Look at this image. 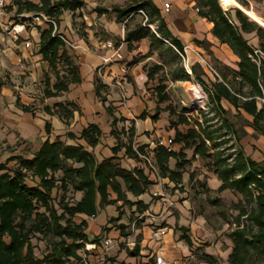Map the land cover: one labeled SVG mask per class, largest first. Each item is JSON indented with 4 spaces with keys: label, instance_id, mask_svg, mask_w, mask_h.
<instances>
[{
    "label": "trees",
    "instance_id": "16d2710c",
    "mask_svg": "<svg viewBox=\"0 0 264 264\" xmlns=\"http://www.w3.org/2000/svg\"><path fill=\"white\" fill-rule=\"evenodd\" d=\"M236 2L245 10H250L246 0ZM15 4L16 17L21 23H27V28L30 27V18L24 15L40 12L56 23V29L52 24L36 27L39 33L38 54L48 66L42 80L44 99L60 97L69 92L72 85L81 84L80 66L70 56L58 26L63 13L76 12L84 5L83 0H16ZM195 9L199 10L200 17L213 24L212 35L221 44L227 45L237 57L238 69L233 70L218 63L223 72L218 77L214 76L215 81L209 82V75L196 62L191 67V75L179 68L172 74L171 81L193 79L203 86L213 112L222 114V124L214 127L207 121L204 124L198 119L191 120L185 113L176 114L168 105L164 110L176 115V120L170 121V128L174 131L171 142L180 146L178 151L160 144V141L153 147L149 144L136 146L133 122L126 131L120 130L122 134L126 132L125 141L122 142L115 127L119 121L127 119L116 117L115 110L107 105L109 87L100 77L94 76L95 96L111 119L109 134L115 140V145L109 148L111 155L98 157L94 153L93 149L102 143L104 133L98 125L89 124L79 136L72 132L66 134L70 140L84 141L86 148L78 143L67 145L59 138L53 142L46 140L32 158L13 156L0 164V264H73L80 259L86 244H99L102 239L89 238L88 222L86 219L78 221L80 216L95 218L101 210L120 202L122 205L137 206L144 213L148 206L141 200H131V197L138 199L147 194L154 182L144 167L123 166L118 159L121 151H124L125 158L142 162L146 169L153 170L158 178L167 180L177 190L183 189L186 167L191 162L186 151H191L192 159L204 161L206 170L219 181V187L213 190L207 182L199 180L197 188L202 189L207 202L219 210L226 223L234 225L229 233L231 251L228 263L264 264V161L253 159L241 148L230 152V147H224L228 142L227 132L238 142L248 135L246 128L264 137V103L259 100L264 98V27L236 6L234 12L225 10L220 0H197ZM113 11L117 23L133 19L140 11L144 13V24L136 23L132 27L125 24L123 43L129 49L147 38L150 52L154 46L167 40L171 43L169 51L175 48L184 54L183 44L173 36L153 0H133L125 7L115 6ZM150 26L154 27L155 32L150 31ZM246 34L256 36L259 48L250 44ZM256 50L263 56L257 57ZM140 61L134 60L132 63ZM163 69V63L153 65L151 69L143 66L148 83L157 81L153 89L157 107L155 114L150 116L153 122L162 111L159 105L171 101L166 92L167 76L164 74L156 78ZM222 100L232 105L235 114H228L221 105ZM18 106L23 112L35 116L34 108L19 102ZM43 112L56 116L65 126H70L75 113H81L74 102L47 105L43 107ZM231 116L239 118V124L232 121ZM147 117L148 114L143 112L138 119L145 120ZM180 126L186 127V130L181 131ZM45 131L47 134L51 132L49 122L45 124ZM144 157L151 161L152 166ZM10 162H13V166H9ZM29 179L34 184H30ZM226 191L240 197L237 203L230 206L237 211L232 222L223 212L226 204L220 198L210 196L211 192ZM121 215L122 212L119 218L111 221H120ZM118 229L120 235H127L124 224H119ZM178 232L181 233L178 239L195 254L196 261L218 264V258L214 255L205 251L194 252L195 244L189 229L176 223L174 233ZM36 235L48 239L47 251L42 257L36 256L34 251L32 241ZM140 247L138 239L134 248L126 249V252L130 257H139Z\"/></svg>",
    "mask_w": 264,
    "mask_h": 264
},
{
    "label": "rangeland",
    "instance_id": "374dc122",
    "mask_svg": "<svg viewBox=\"0 0 264 264\" xmlns=\"http://www.w3.org/2000/svg\"><path fill=\"white\" fill-rule=\"evenodd\" d=\"M16 0H11L8 6L4 10V14L0 18V62H9V57L18 55L15 50H18L17 46L24 44L25 39L28 38L27 34L22 35V39L18 42H14L9 35V30L12 25L21 23L16 17ZM38 1V0H34ZM55 1V0H53ZM249 4V9L254 12L257 16L264 19V0H246ZM84 5L82 8L76 12H64L60 18V25L58 26L59 33L63 34L69 42L74 45L80 46L78 49H74L67 46L70 56L73 58L74 62L80 66L82 75V84L73 86L63 99H68L69 101L77 102L80 107L79 115L82 116L89 122L98 124L100 129L105 132L103 136V141L100 145L98 151L99 156L111 155L108 146L115 145V140L110 136V123L111 119L107 117L105 108H102V104L95 98V92L93 88L94 76L99 75V67L103 65L102 57L108 55L106 50H108V43L111 42L116 46H120L123 43L125 36V24H129L131 27L136 23H145V17L142 13L138 12L133 16L131 20H125L123 23H117L116 15L113 11L115 6L125 7L131 4L133 0H83ZM197 3V0H195ZM221 2V1H220ZM175 4H172V12L175 11ZM225 10H232L234 12L235 6H222ZM199 14V13H198ZM30 30L39 26L30 19ZM45 26V25H41ZM151 32H155L154 27H150ZM250 44L254 47H258V39L254 34H246ZM28 41H32L30 36ZM167 41V40H166ZM163 40V44H157L149 50V40L146 38L144 41L137 45L139 53L135 55L133 60H143L141 64L142 67L146 66L151 69L153 65L163 63V72H160L156 78H161L164 74L166 77V92L170 95L171 101L162 104L163 107L170 105L172 109L179 113H185L191 120L198 119L200 122L215 126H220L222 124V114L220 112H213V107L210 104L208 95L205 92L203 86H201V102L195 101L192 97V91L190 90L191 84L196 82L191 79L190 81H171L172 74L179 68H185V61L182 56L176 52L174 49L169 51L171 46L170 41L166 42ZM128 46L124 50V56L127 52ZM13 53V55H12ZM15 54V55H14ZM141 54H145L141 56ZM121 60L123 63L127 62V58ZM194 56V57H193ZM145 57V58H144ZM176 57V59H175ZM190 60V64L193 65L197 62L198 56L195 52H190L189 55L185 56ZM193 57V59H192ZM207 60L216 70V72L221 75L223 70L222 67L216 63L212 58L203 57ZM196 60V61H194ZM9 74L10 72L7 71ZM7 73V74H8ZM9 78V77H8ZM10 79V78H9ZM208 81H212L209 76ZM148 90H153L157 85V81H151L148 83ZM43 81L38 85L39 92L37 96L40 95L41 89L43 90ZM31 92V91H28ZM109 92V91H108ZM105 94V92H103ZM153 96L155 97L154 93ZM111 99H116L119 104L123 105V99L120 93L116 92L112 94ZM58 101H62L59 99ZM40 105L42 102H39ZM38 103V104H39ZM37 104V105H38ZM107 105H110L114 110L116 117L118 119L125 118L127 121H119L115 127L118 133H120V140L125 141L126 132L122 134V131H126L131 126V122L134 123L136 127L137 121L140 122L142 133L141 141L135 143L136 146L141 144H149L146 142V137L151 140L154 144L161 140L167 141L169 138H173L174 131L170 128V121L176 120V115H170V112L163 110L160 112L159 118L154 122L157 123L153 130H150V125L152 120L149 115V111L143 110L142 112L136 113L132 108L125 107L123 105V110L121 113L118 110V106L114 102L109 101ZM43 106V105H42ZM12 110V109H11ZM5 115L12 116L20 119L11 114L9 108L5 111ZM98 112L103 113L98 115ZM146 112L150 120L143 125L142 120L138 117ZM153 115L155 114V109L152 110ZM124 114L126 117L122 116ZM232 117V116H231ZM109 118V120H108ZM232 121L239 124V118H231ZM144 121V120H143ZM242 123V120H241ZM3 126V125H2ZM2 126H0L2 128ZM7 126V125H6ZM146 126H149V131H145ZM45 121L38 119L32 122L20 121L19 132L22 133V138L33 139L38 135L41 128L44 129ZM54 134L62 133V125L57 119H53ZM80 127V126H79ZM181 131H185L186 127L180 126ZM224 132V131H222ZM226 138L228 142L224 144V147H230V152L238 151L241 149L245 150V153L251 156L253 159L258 161H264V137L258 136L255 133L248 134L240 142L236 141L233 135L229 132L226 133ZM175 150H179V146L174 147ZM26 149L23 148L22 151ZM187 158L190 159V164L186 167V173L184 175V187L182 190H177L174 188L173 184H168L162 179L158 178L157 174L153 170H148L144 164L128 160L124 156V151H121L118 156L119 160L123 166L127 168H133V166L144 167L148 176L153 180L154 185L150 188L147 194L144 196L148 203L149 209L144 213L140 211L137 206L122 205L118 203L115 206L106 207L104 211L101 212L95 220L91 221V226L89 233L92 230L101 231L99 238L107 236L113 241V248L103 257L104 259H99L97 264H163L158 261L156 255V247L150 245L149 241L143 242V230L144 223L150 220L146 226L154 227L155 223L167 225L170 222L171 227L178 225L184 226L187 229L196 224L194 234L189 229V235L194 238L197 245H194L196 251H208L211 252L216 258H218V264H229L228 263V252H230L231 240L229 238V233L234 225L231 223H226L224 217L220 215L219 210L209 204L206 200V194L201 188H197L199 180L207 182L208 186L213 190H216L219 186V181L214 178V175L207 171L205 168V162L199 159L191 158V151H186ZM23 155V154H22ZM7 160L5 161V163ZM9 166H13V162L9 163ZM30 184H34V181L29 179ZM161 190L169 199L168 203L161 202L159 197L153 195V192ZM211 198H220L226 208L223 210L229 222H232L237 214V211L231 209V204L237 203L240 197L234 195L228 191L226 192H211ZM131 200L136 201L138 199L132 198ZM161 203H159V202ZM119 209V210H118ZM122 212L120 221H111L113 219L119 218V213ZM150 215V216H149ZM156 220V221H153ZM103 222L102 225H97L94 229L91 227L97 223ZM119 224H124L126 226L125 234L126 236L120 235L118 226ZM113 233L109 237V233ZM119 234V235H118ZM180 232L176 233V238H179ZM96 237V236H93ZM140 239V256L130 257L126 249L132 250L135 246L136 241ZM201 241L198 242L197 240ZM33 245L35 248V254L38 257H42L47 251L48 239L42 237L41 235H36L33 239ZM192 260H197L194 254V259L189 257L183 258V264H191ZM198 262V261H197ZM200 263V262H198Z\"/></svg>",
    "mask_w": 264,
    "mask_h": 264
},
{
    "label": "crops",
    "instance_id": "0c3cea01",
    "mask_svg": "<svg viewBox=\"0 0 264 264\" xmlns=\"http://www.w3.org/2000/svg\"><path fill=\"white\" fill-rule=\"evenodd\" d=\"M153 2L160 9L161 15L166 21L173 36L181 41L184 48H187V55H189L190 52H195L198 58L210 57L213 60H215L216 63L226 65L233 70L238 69L237 57L232 53V51L229 49L227 45L221 44L212 35L211 30L213 24L209 23L206 19L200 17L199 14L195 11V0H153ZM173 3L175 4L176 7H175V11L171 14ZM166 8H168V11H166ZM25 33L27 34L28 38L30 36L32 37L33 42L28 41L27 40L28 38L25 39V41L30 42V46L26 47L24 44L17 46L18 48L16 49L18 50L15 51L16 53L18 52V55L12 57L10 56L9 62L7 61L5 63L0 62V126L3 125L2 128L0 127V164L5 163V161L8 158L13 156H24L26 158H32V156L41 148L42 144L46 140L53 142L59 138L60 140L64 141L67 145H76L78 143L86 148V144L84 141L70 140L66 136V134L72 132L75 135L79 136L81 130L84 127L88 126L89 124H95V123H89L82 116V114L79 115V113H75L74 119L72 120L70 126H65L56 116H50L43 112V107L47 105L52 106V104L59 102L60 103L74 102L77 104V102L69 101L68 99H63L68 92L64 93L62 96L57 98L44 99L43 90L41 89L40 95L37 96V93L39 92L38 85L41 84V81L43 80L45 73L48 72V66L46 62L42 60L41 55L38 54L37 44L39 42V33L37 29L33 28L32 30H30L29 28H27ZM143 41L144 40H142V42ZM139 43H135L132 49L127 48V52L125 56H124V50L126 49V43H122L120 46H116V48H118L119 52L121 53L122 57L124 56V58H127V62L123 63L122 61H119L105 67L102 72L101 80L103 81L104 84H106L109 87L107 99L109 101L114 102V104L118 106V110L121 113H123L122 112L123 105L125 107H129L128 105H130L129 108H132L136 113L142 112L143 110H147L149 111V115L153 116L152 110L156 109L157 102H156V98L153 96V90H148L149 88V86L147 85L148 78L146 76V73L143 71V67L141 65L143 63V60L137 63L131 62L133 57L139 53V50L136 48ZM111 53H112L111 49L106 50V54L108 55L104 57L109 56ZM144 55L145 54H141V56ZM7 71H9L10 74ZM209 76L212 78V81H215L213 75H209ZM195 84H198V86L201 89V85L199 83L196 82ZM73 86H77V85H72L70 87V90ZM93 88H94V84H93ZM116 92L121 94L122 99L124 101L123 105L122 104L118 105L119 101L116 99L110 100L112 94ZM59 99H61L62 101H58ZM96 100L98 101L97 98ZM18 102L21 105L34 108L35 116H32L30 113L23 112L21 108L18 106ZM39 102H42V104L40 105ZM221 105L225 110L228 111V114H235V109L228 101L222 100ZM159 107L162 109V113H163V110L165 109L166 106L163 107L161 104L159 105ZM7 108H9L11 114L18 117L20 121L32 122L38 119H42L45 121V124L46 122H49L51 124L50 134L46 133L44 127V129L41 128L38 135L33 139L22 138V133L19 132V130L17 129V127L19 128L20 121H18L17 118H13L11 115L10 116L5 115L6 113L5 111L7 110ZM102 108H104L103 105ZM102 114L103 113L98 112V115H102ZM122 116L126 117L124 114H122ZM53 119H57L58 121H60L62 125L61 128L62 133L60 134L53 133L54 132ZM148 120H150L149 117H147L144 121L142 120L143 125H145V123H147ZM156 124L157 123H154L152 121V124L150 125L151 127L150 130H153V128L156 127ZM143 131L141 130L140 122L137 121L136 137H135L136 143L141 141L142 138L141 135ZM145 131L146 132L149 131V126H146ZM246 131L248 132V134L253 133V131L250 128H246ZM103 133L105 135L104 131ZM171 139L172 138L167 139V141H163V140L161 141H163L165 144H168L167 142H169ZM144 143H150L151 147L154 146V143L151 142V140H149L147 137H146V142ZM100 145H98L95 149H93L94 153L98 157H99L98 151L100 149ZM112 146L113 145H110L108 146V148ZM175 146L178 145H173V144L169 145V147L172 148L173 150H175L174 148ZM23 148H25L26 150L22 151ZM104 156L108 157L110 155H104ZM213 179H215V177ZM163 181L169 184L167 180H163ZM145 195L146 194L142 195L140 198H138V200H141L146 205H148L149 202L145 200L144 197ZM104 210L105 209L101 210L97 216H99L101 212ZM95 218L80 216V219L78 220V221H80L81 219L87 220L88 222L87 233L90 239L95 238L93 236L99 237L101 235V231H99L98 229L92 230V232L89 233L91 226L90 223L92 220H95ZM148 221L150 220H147V222L144 223V227L142 228L143 230L142 241L145 243L146 241H149L150 245L156 247L155 252L158 261L162 262L163 264H183L182 260L184 257L190 256L191 259H194V254L190 251V249L186 246V244L183 241H180L178 238H176V234L174 233V226L171 227L170 222H168L166 226L155 223L154 224L155 226L150 228L149 226H146L147 223H151ZM102 223L103 222L101 221L100 223H97L91 228L94 229L97 225H102ZM195 227L196 224L193 223V225H191V227L189 228L193 234L195 232L194 230ZM112 233L113 231L109 233V237ZM154 234H161L162 240L159 242L155 241ZM192 241L194 242L195 245H197L194 241V238H192ZM197 241L201 242L199 240ZM205 252L208 254H212L207 250ZM103 257L104 256L99 251H93L90 253V259L92 261V264H97L99 262V259L100 260L104 259ZM190 263L206 264V263H198L195 260H192Z\"/></svg>",
    "mask_w": 264,
    "mask_h": 264
},
{
    "label": "built area",
    "instance_id": "2783aa9c",
    "mask_svg": "<svg viewBox=\"0 0 264 264\" xmlns=\"http://www.w3.org/2000/svg\"><path fill=\"white\" fill-rule=\"evenodd\" d=\"M10 1L11 0H0V18L4 14V10H5L6 6L10 3ZM166 11H168V8H166ZM195 11L197 13L199 12L198 9H195ZM140 13H142L144 15V13L142 11H140ZM24 16L26 18H30L34 23H36L38 25L52 24L56 29L55 20L50 18L49 16H47L46 14H44L42 12L32 14V15H24ZM27 26H28L27 23H18V24L12 25V28L9 30V35L11 36V38L14 42H18L20 39H22V35L26 32ZM150 27L152 28V26H150ZM61 38L64 40V42L66 43L67 46H70L74 49L80 48V46L74 45L71 42H69L65 37L61 36ZM164 41H166V40H164ZM166 42H168V41H166ZM24 45L26 47H29L30 42L25 41ZM107 47H108V49H111L112 53L107 57H102L103 65L100 66L98 69L100 76H102V72H103V69L105 67L111 65L112 63L119 62L123 59L118 48H116L113 43L109 42ZM175 51L178 52L176 49H175ZM180 55L182 56L183 60L185 61L186 71L191 75L192 74V72H191L192 65L190 64L189 58L185 57V56H187V48H184V54L183 55L180 54ZM255 55L257 57L263 56V54L258 50L255 51ZM197 63H199L201 65V67L203 68L205 73H207L208 75H213V76L218 77V73L216 72L214 67L207 60L199 57ZM259 100H260V102L264 103V98H261ZM167 143L168 144H165L163 141H160V144H163L167 147H169V145L172 144L171 140ZM145 159L152 166L151 161L148 158H145ZM153 195L156 197H159V200L161 202L168 203L169 205H172V203L169 202L167 195L163 191L157 190V191L153 192ZM154 239H155V241H158V242L161 241L162 240L161 234H154ZM113 246H114L113 241L108 237H103L100 240L99 244H95V243L86 244L85 251L81 254L80 259L73 264H92V261L90 259V253L91 252L99 251L103 256H105L113 248Z\"/></svg>",
    "mask_w": 264,
    "mask_h": 264
},
{
    "label": "bare ground",
    "instance_id": "6f19581e",
    "mask_svg": "<svg viewBox=\"0 0 264 264\" xmlns=\"http://www.w3.org/2000/svg\"><path fill=\"white\" fill-rule=\"evenodd\" d=\"M220 1H221V5L225 6V8L228 6H236V7L239 6L238 3L236 2V0H220ZM245 12L251 18H254L258 21H262V19L259 16H257L254 12H252L251 10H245ZM190 90L192 91V97L191 98H193L198 103L201 102L202 96H201V91H200V87L198 86V84H191Z\"/></svg>",
    "mask_w": 264,
    "mask_h": 264
},
{
    "label": "water",
    "instance_id": "95a60500",
    "mask_svg": "<svg viewBox=\"0 0 264 264\" xmlns=\"http://www.w3.org/2000/svg\"><path fill=\"white\" fill-rule=\"evenodd\" d=\"M239 5V4H238ZM239 9H241L245 14H247L246 12H245V9L243 8V7H241L240 5L239 6H237ZM248 15V14H247ZM249 16V15H248ZM250 17V16H249ZM251 18V17H250ZM253 21H255V22H257L258 24H260L261 26H263L264 27V22L263 21H258V20H256V19H254V18H251Z\"/></svg>",
    "mask_w": 264,
    "mask_h": 264
}]
</instances>
